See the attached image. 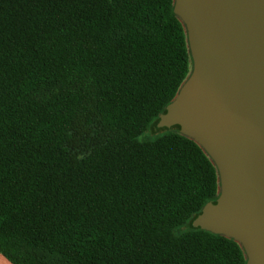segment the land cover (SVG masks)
I'll list each match as a JSON object with an SVG mask.
<instances>
[{"label": "trees", "instance_id": "16d2710c", "mask_svg": "<svg viewBox=\"0 0 264 264\" xmlns=\"http://www.w3.org/2000/svg\"><path fill=\"white\" fill-rule=\"evenodd\" d=\"M191 69L173 0H0V253L11 264H246L194 228L207 154L159 115Z\"/></svg>", "mask_w": 264, "mask_h": 264}, {"label": "water", "instance_id": "95a60500", "mask_svg": "<svg viewBox=\"0 0 264 264\" xmlns=\"http://www.w3.org/2000/svg\"><path fill=\"white\" fill-rule=\"evenodd\" d=\"M173 12L191 69L156 126H178L219 183L191 225L235 241L246 264H264V0H173Z\"/></svg>", "mask_w": 264, "mask_h": 264}, {"label": "crops", "instance_id": "0c3cea01", "mask_svg": "<svg viewBox=\"0 0 264 264\" xmlns=\"http://www.w3.org/2000/svg\"><path fill=\"white\" fill-rule=\"evenodd\" d=\"M0 264H11V263L0 253Z\"/></svg>", "mask_w": 264, "mask_h": 264}]
</instances>
